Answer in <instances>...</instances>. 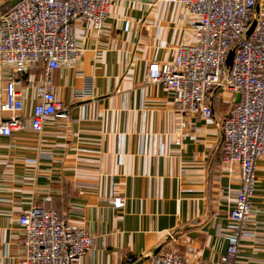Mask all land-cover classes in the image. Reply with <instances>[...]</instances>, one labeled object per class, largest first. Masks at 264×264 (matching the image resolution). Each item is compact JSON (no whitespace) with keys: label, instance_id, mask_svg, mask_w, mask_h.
Segmentation results:
<instances>
[{"label":"crops","instance_id":"crops-1","mask_svg":"<svg viewBox=\"0 0 264 264\" xmlns=\"http://www.w3.org/2000/svg\"><path fill=\"white\" fill-rule=\"evenodd\" d=\"M18 1L0 0V17ZM256 13L264 17V0ZM193 22L180 4L142 0L113 3L99 33L77 22L76 60L52 73L68 119L51 118L40 132L29 121L42 64L19 78L24 129L0 136V264H18L17 220L33 202L93 236L80 264H143L169 235L188 263L221 264L234 241L227 212L240 187L238 165L224 163L219 149L233 97L214 90L213 117L202 119L180 113L173 91L146 82L150 63H171L193 41ZM7 76L0 67V100ZM88 80L92 97L78 99ZM10 116L0 111V123ZM255 175L238 264H264V156ZM118 197L122 208L113 206Z\"/></svg>","mask_w":264,"mask_h":264},{"label":"built area","instance_id":"built-area-1","mask_svg":"<svg viewBox=\"0 0 264 264\" xmlns=\"http://www.w3.org/2000/svg\"><path fill=\"white\" fill-rule=\"evenodd\" d=\"M116 1L20 0L0 17V67L8 73L0 111L11 115L0 123V136L9 137L24 129L17 85L19 78L37 64H42L43 76L36 88L38 100L29 121L31 129L40 132L43 123L54 117L68 119L67 107L55 97L52 73L76 60L75 24L89 23L99 33ZM156 1L180 4L194 18V38L177 47L171 63H150L146 82L173 91L180 113L202 119L213 117L210 98L214 90L233 97L222 123L219 149L224 163L238 165L240 187L234 206L227 212L234 241L220 263L238 264L237 243L241 228L250 218L255 166L264 156V17L256 13L257 0H142L148 5ZM253 22L255 27L247 36ZM129 27L126 19L123 31ZM230 50L232 63L226 67ZM87 97H92L90 80L77 95L78 99ZM123 205L122 198L114 199V208ZM17 222L23 234L18 264H80L93 247V236L85 228L67 224L57 213L35 202L21 211ZM166 241V248L150 255L143 264H205L185 261L175 250L176 235H169Z\"/></svg>","mask_w":264,"mask_h":264},{"label":"water","instance_id":"water-1","mask_svg":"<svg viewBox=\"0 0 264 264\" xmlns=\"http://www.w3.org/2000/svg\"><path fill=\"white\" fill-rule=\"evenodd\" d=\"M255 27V23L253 22L252 25L250 26L248 32H247V36H249L253 29ZM232 58H233V50H230L227 54V57H226V60H225V65L226 67H230L231 66V63H232ZM238 101V97H236V102Z\"/></svg>","mask_w":264,"mask_h":264},{"label":"trees","instance_id":"trees-1","mask_svg":"<svg viewBox=\"0 0 264 264\" xmlns=\"http://www.w3.org/2000/svg\"><path fill=\"white\" fill-rule=\"evenodd\" d=\"M19 1H20V0H19ZM8 11H9V10H8ZM8 11H7V12H8Z\"/></svg>","mask_w":264,"mask_h":264}]
</instances>
